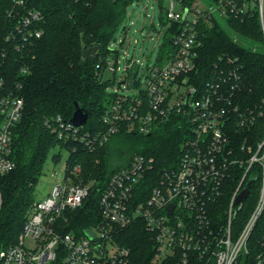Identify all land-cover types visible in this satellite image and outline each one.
I'll list each match as a JSON object with an SVG mask.
<instances>
[{"label": "built area", "instance_id": "obj_1", "mask_svg": "<svg viewBox=\"0 0 264 264\" xmlns=\"http://www.w3.org/2000/svg\"><path fill=\"white\" fill-rule=\"evenodd\" d=\"M211 1L214 7L199 10V0L190 7L183 0H169L166 27L172 22L180 26L172 36L165 63L147 69L143 85L134 95L114 96L101 118L103 131H83L82 126L74 127L61 116L45 122L58 140L78 142L94 150L120 129L147 134L156 124L182 116L186 134L176 166L155 176L154 159L134 155L128 166L115 171L99 196L101 219L95 227L86 229L94 233L93 239L85 236V230L79 236L65 232L63 226L65 212L81 207L89 193L90 185L73 181L72 176L80 172L75 166L69 174L60 176L61 183L46 197L33 202L18 242L0 248V264H133L131 250L119 243L118 235L139 222L152 235L154 264H236L264 209V111L234 101L241 87L237 58L221 56L207 76L195 74L202 45L197 39V26L201 22L210 25L216 21L215 14L225 19L252 16L256 11L264 39V0ZM13 3L20 8L26 0ZM175 3L182 6L180 12L175 11ZM40 22L39 12L28 11L20 20L18 37L23 41L39 38L41 31L33 25ZM13 39L17 40L15 36ZM15 47L20 48L18 44ZM106 70L115 74L119 68L107 61ZM1 86L0 178L15 168L12 131L23 111L22 98ZM258 117L263 120L260 140L253 144L238 142L233 131L253 127ZM252 167L260 171L259 197L244 227L235 235L231 224L244 201L238 206H233V201L247 181L255 178L249 175ZM237 178L221 217L215 205L229 188L228 182ZM1 202L0 192V209ZM26 239L34 246H25Z\"/></svg>", "mask_w": 264, "mask_h": 264}, {"label": "trees", "instance_id": "obj_2", "mask_svg": "<svg viewBox=\"0 0 264 264\" xmlns=\"http://www.w3.org/2000/svg\"><path fill=\"white\" fill-rule=\"evenodd\" d=\"M137 1L26 0V5L19 8L13 0H0V83L2 88L23 100L21 118L12 131L15 168L0 178V248L17 242L35 201L34 190L47 159L51 156L58 160V155L52 154L56 146L70 151L66 174L79 166L82 184L90 185L81 207L66 211L63 218L65 232L72 231L79 236L99 223L98 201L102 190L110 176L128 166L134 155L152 157V174L155 176L165 168L176 166L186 134V120L182 116L156 124L147 134L120 129L94 150H88L78 142L58 140L45 125L56 116L69 121L77 104L88 115L83 131L104 130L101 118L115 95L107 92L114 81L103 80V74L107 61L117 56L108 45L123 23L128 6ZM193 3L194 0H183L188 7ZM30 10L41 14V22L33 25L41 31V36L23 41L17 31L22 16ZM160 13L162 25L166 27L168 19L162 5ZM225 23L227 29L216 21L210 25L201 22L197 26V39L202 45L195 74L201 78L207 76L221 56L237 58L241 66V87L234 101L257 112L264 111V39L258 13L230 16L225 18ZM179 26V22H172L164 28L160 52L171 50L172 36ZM13 36L17 40L14 41ZM240 41L248 46H242ZM15 44L20 48L17 49ZM93 46L97 47L95 60L89 62L82 57V50ZM126 72V81L132 80L133 73ZM262 122L258 117L253 127L233 131L234 137L240 143H256L261 137ZM243 172L244 169L240 176ZM251 174L256 183L232 221L231 230L235 235L244 227L259 197V168L252 167ZM238 181V178L229 181V188L217 201L215 206L219 216L222 217ZM118 241L131 250L133 264H152L155 246L142 222L123 230ZM258 262L264 264V209L247 239L246 251L240 254L236 264Z\"/></svg>", "mask_w": 264, "mask_h": 264}, {"label": "rangeland", "instance_id": "obj_3", "mask_svg": "<svg viewBox=\"0 0 264 264\" xmlns=\"http://www.w3.org/2000/svg\"><path fill=\"white\" fill-rule=\"evenodd\" d=\"M168 3L169 0H163L162 3L160 0H139L128 6L123 23L108 45V48L113 50V54H117L116 57L113 56L108 61H113L119 68L115 74L107 70L103 74V80L114 81L113 86L107 88L108 93L134 95L136 90L142 87L147 69L165 63L167 53L159 51L165 34L160 7L162 5L166 9ZM197 6L199 10H206L215 5L211 0H199ZM181 8L180 4L175 3L176 12H180ZM215 19L220 26L227 29L223 17L215 14ZM240 44L248 46L243 41H240ZM126 71L133 73L132 80L126 81L127 73L124 74ZM123 82L124 84H119ZM52 154L58 155V160H53L51 156L48 157L34 190L35 200L46 197L56 184L61 183L60 176L66 173L70 151L56 146ZM80 173L81 169L77 175L72 176L74 177L72 179L82 184L83 182L79 178ZM25 246L33 247L34 242L26 239ZM158 261L161 262L159 259Z\"/></svg>", "mask_w": 264, "mask_h": 264}, {"label": "water", "instance_id": "obj_4", "mask_svg": "<svg viewBox=\"0 0 264 264\" xmlns=\"http://www.w3.org/2000/svg\"><path fill=\"white\" fill-rule=\"evenodd\" d=\"M187 14V10L184 13V16ZM97 51V47L93 46L90 48H86L82 50V57L89 61L93 62L95 60V54ZM88 115L87 113L79 106L75 105V111L72 115V118L69 120V123L74 127L83 126L87 121ZM256 179L252 178L247 181L245 187L241 190V192L237 195V197L233 201V206H238L240 203L245 201L249 195V191L251 187L255 184ZM170 214H171V207H170ZM85 236L90 239L94 238V233L91 230L84 231Z\"/></svg>", "mask_w": 264, "mask_h": 264}]
</instances>
